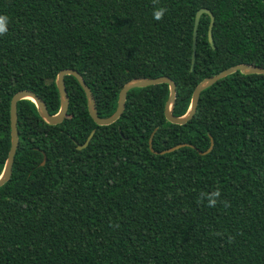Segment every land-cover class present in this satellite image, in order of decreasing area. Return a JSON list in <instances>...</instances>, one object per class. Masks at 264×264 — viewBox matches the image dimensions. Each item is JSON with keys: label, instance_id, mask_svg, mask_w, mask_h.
Returning a JSON list of instances; mask_svg holds the SVG:
<instances>
[{"label": "trees", "instance_id": "obj_1", "mask_svg": "<svg viewBox=\"0 0 264 264\" xmlns=\"http://www.w3.org/2000/svg\"><path fill=\"white\" fill-rule=\"evenodd\" d=\"M0 0V175L11 149V101L36 93L51 115L57 77L76 70L101 118L137 78L177 85L185 116L204 79L264 68V0ZM200 19L192 70L196 14ZM70 105L52 126L18 103L19 148L0 187V264H264V75L236 72L202 92L185 125L170 123L168 84L136 88L117 122L99 126L65 78ZM94 133L89 145L77 147ZM162 152L181 144L171 153ZM208 154L201 155L199 151ZM220 190L215 207L207 196Z\"/></svg>", "mask_w": 264, "mask_h": 264}, {"label": "water", "instance_id": "obj_2", "mask_svg": "<svg viewBox=\"0 0 264 264\" xmlns=\"http://www.w3.org/2000/svg\"><path fill=\"white\" fill-rule=\"evenodd\" d=\"M204 14L208 15L211 18V24L209 28V42L212 48L215 49V43H214L213 32H212L213 27L215 25V16L208 9H200L197 12L196 18H195V27H194V35H193L192 70H194L196 57H197V40H198V29H199L200 19ZM236 72H241L244 75H252V74L264 75V68L249 65V64H242V65H238L235 67H231L229 69L222 71L221 73L215 76L204 79L200 84H198V86L194 90L190 109L188 113L183 117H176L173 113L174 107L176 104V99H177V85L174 83L172 79L168 77L133 79L122 88L120 95H119L118 107H117L116 112L108 118H101L98 114L95 97L91 89L89 88V86L84 81L83 77L80 75V73L72 69L63 70L59 73L57 77V88L60 94L61 108L56 115H51L49 113L46 103L33 91L24 90L14 95L11 101V113H10L11 114V139H12L11 149H10L4 170L2 174L0 175V187L6 184L11 178L15 157H16V154L19 148L20 140H19V129H18V103L22 100H31L36 104L40 117L45 122H47L49 125L56 126V125L63 123V121L66 119L68 115V109L70 105L69 94H68L66 84H65V78L67 76L75 77L77 81L79 82V84L81 85V87L83 88L86 94V97H87L89 114L91 118L93 119V121L99 126H109L119 120V118L123 115L126 109L127 95L131 90L136 89V88H147L150 86H155V85H160V84H168L170 88V96L165 106L166 119L172 124L185 125L189 121H191L193 117L195 116L197 109H198V104H199L202 92L208 89L209 87L213 86L214 84H216L218 81ZM93 136H94V133H91L86 143L78 146L77 148L79 150L86 148L89 145L90 141L92 140ZM183 147H192V146L189 144H181L171 149H168L162 152H157L153 149V135L150 138V148L152 152L159 154V155L171 153ZM213 147H214V142L212 141L211 147L209 148L208 151L206 152L199 151V153L201 155L208 154L212 151Z\"/></svg>", "mask_w": 264, "mask_h": 264}, {"label": "clouds", "instance_id": "obj_3", "mask_svg": "<svg viewBox=\"0 0 264 264\" xmlns=\"http://www.w3.org/2000/svg\"><path fill=\"white\" fill-rule=\"evenodd\" d=\"M154 3V10L152 13L153 19L156 21H161L163 17L165 16L167 12V8L160 6L155 7L156 4H158V0H153ZM7 21L8 18L4 15H0V36H3L7 33ZM221 193L220 190L217 189L214 192H212L210 195L207 196V206L209 207H215L218 202V198L220 197Z\"/></svg>", "mask_w": 264, "mask_h": 264}]
</instances>
